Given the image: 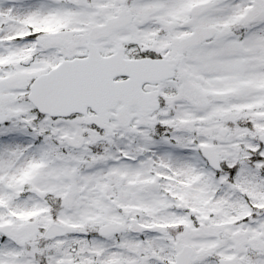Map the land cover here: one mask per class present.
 Masks as SVG:
<instances>
[{
    "label": "snow or ice",
    "instance_id": "snow-or-ice-1",
    "mask_svg": "<svg viewBox=\"0 0 264 264\" xmlns=\"http://www.w3.org/2000/svg\"><path fill=\"white\" fill-rule=\"evenodd\" d=\"M0 264H264V0H0Z\"/></svg>",
    "mask_w": 264,
    "mask_h": 264
}]
</instances>
